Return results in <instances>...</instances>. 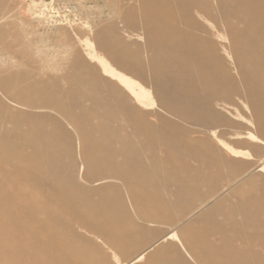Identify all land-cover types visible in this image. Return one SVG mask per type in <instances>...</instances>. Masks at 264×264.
<instances>
[{
    "label": "rangeland",
    "instance_id": "rangeland-1",
    "mask_svg": "<svg viewBox=\"0 0 264 264\" xmlns=\"http://www.w3.org/2000/svg\"><path fill=\"white\" fill-rule=\"evenodd\" d=\"M0 19V264H264V0Z\"/></svg>",
    "mask_w": 264,
    "mask_h": 264
},
{
    "label": "bare ground",
    "instance_id": "bare-ground-1",
    "mask_svg": "<svg viewBox=\"0 0 264 264\" xmlns=\"http://www.w3.org/2000/svg\"><path fill=\"white\" fill-rule=\"evenodd\" d=\"M1 20V19H0ZM220 24V22L219 21H214V23H213V26H218ZM19 39V38H18ZM2 47V46H1ZM48 65V64H47ZM46 65V67H48ZM44 66V65H43ZM42 66V67H43ZM41 67V68H42ZM45 67V66H44ZM76 80V79H75ZM77 81V80H76ZM229 89H226V91H228ZM77 100V99H76ZM60 105V104H59ZM107 136V135H106ZM2 137V136H1ZM107 138V137H106ZM15 147H14V152H15V156H16V158H17V160L18 159H20L21 158V155H22V153H21V148L19 147V145H14ZM46 146V145H45ZM40 151H43V150H45V147L43 146V145H40V146H38L37 147ZM156 149V148H155ZM138 152V151H137ZM144 153V152H143ZM145 154V153H144ZM160 154V153H159ZM138 156V155H137ZM156 161V160H155ZM158 161V160H157ZM119 164V163H118ZM120 165V164H119ZM141 166V167H140ZM140 166H137V167H140V168H145V169H150L152 166H153V163L152 164H148L147 163V165H140ZM119 170V169H118ZM122 173V172H121ZM35 209H34V211H40V210H42V206H35L34 207ZM41 214V213H40ZM188 219V218H187ZM181 221H182V219H181ZM187 220H184L183 222H182V224L183 223H185ZM28 222V221H27ZM37 222V221H36ZM177 227V226H176ZM246 231V230H245ZM32 232H33V234L32 235H34V242L31 244V245H38L37 244V240H39L40 241V238H45V237H50V236H56L57 234H59V228L58 227H55V226H49V225H46V226H44V227H41L40 229H36V230H34V229H32ZM169 232V231H168ZM27 233H29V231H27ZM242 233H244L243 232V230H242ZM239 234V233H238ZM29 235V234H28ZM26 236H23V234L22 235H20V236H15V238H17V240H18V238L20 239H26L25 238ZM9 243L10 244H14L12 241H9ZM143 257V251L142 252H140L136 257H135V260H139L140 258H142ZM66 259L70 262V264H82V259L80 258V256H79V254H78V252L77 251H73V252H68L67 254H66ZM87 262V261H86Z\"/></svg>",
    "mask_w": 264,
    "mask_h": 264
}]
</instances>
